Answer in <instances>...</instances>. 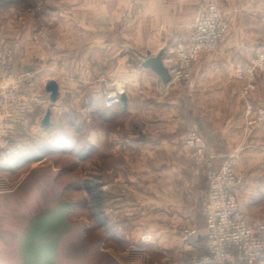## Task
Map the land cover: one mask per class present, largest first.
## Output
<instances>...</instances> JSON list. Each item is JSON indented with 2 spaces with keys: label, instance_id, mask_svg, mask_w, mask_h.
<instances>
[{
  "label": "crops",
  "instance_id": "obj_1",
  "mask_svg": "<svg viewBox=\"0 0 264 264\" xmlns=\"http://www.w3.org/2000/svg\"><path fill=\"white\" fill-rule=\"evenodd\" d=\"M50 2L54 38L48 37L47 29L40 32H45L42 44L49 49L42 51L44 65L48 60L54 63L48 77L59 79V95L50 106L51 114L77 109L86 111L88 117L101 115L102 140L111 144L114 156L123 159L108 169H129L119 176L115 209L120 212L119 228H123L112 231L110 224L105 225L108 238L125 239V246L118 251L149 246L171 256L167 264H196L192 259L206 253L209 160L216 166L230 161L243 175V184L236 189L239 206L250 224L264 221L260 210L264 206V200L260 201L261 196L264 199V124L246 132L244 103L238 94L244 82L239 71L264 47V0H218L228 30L213 51L200 53L188 95L177 90L159 94L161 79L140 64L137 52L155 54L162 46L183 40L185 25L196 18L198 0ZM82 46L92 54L87 62L78 57ZM59 51L70 55L60 66L54 62ZM44 69L47 73V67ZM111 81L125 93L126 104L120 101L105 106V83ZM247 100L264 107V73L258 75ZM107 121L111 122L108 128ZM189 128L206 142L202 155L184 144ZM144 190H149V196L141 195ZM183 227H193L196 233L184 239ZM116 257H106L100 263L132 264Z\"/></svg>",
  "mask_w": 264,
  "mask_h": 264
},
{
  "label": "rangeland",
  "instance_id": "obj_2",
  "mask_svg": "<svg viewBox=\"0 0 264 264\" xmlns=\"http://www.w3.org/2000/svg\"><path fill=\"white\" fill-rule=\"evenodd\" d=\"M48 3L49 0H0V60L4 58L2 62L6 63V65L9 63L15 74L22 73L27 69H36L35 87L32 91L41 95H45L43 81L48 79L59 81L57 77H48L51 75L50 72H52L51 68L54 63L48 60L45 66V57L42 52L46 49L49 51V49L42 44V36L45 35V32L43 34L40 29H47L48 37L50 39L54 38V15L51 12L53 4L52 2ZM220 9L222 10L221 7ZM261 37L264 39V30H262ZM182 42H184V38L179 43L181 44ZM260 51L258 49L247 65L239 71L240 76L244 80L238 94L244 103L246 115L244 128L246 132L264 124L260 123L253 129L246 128L249 118L246 113L247 104L254 107V115L258 113L257 109L259 108L253 106L247 100V96L256 87L258 75L264 73V69L254 68L253 84L250 87L247 68L251 60L256 58ZM201 52L210 51L202 50ZM30 55L31 57L29 58ZM197 60L193 63L191 82L188 87L180 84L171 86L167 92L158 91V93L169 95L171 91L177 90L184 95H188L193 85ZM44 67H47V73H45ZM11 82L9 80H0V99H8L4 97L5 95L1 91L4 89L8 91L7 87H9ZM118 87L120 88V86ZM245 88H247V92H243ZM15 89L17 90V88ZM20 94V92L15 91L16 97ZM75 98L77 97H73V100ZM50 106V103L38 105V116H33L31 119L18 124L15 128L14 139L20 140L21 149L25 147L31 149L32 147L37 150L40 145L52 144L53 150L42 153L35 160L26 162L15 161V158L8 156L10 154L6 155L0 152V190L15 186L22 187L27 179H31L33 181L31 185L33 194L31 192L29 194L36 196L35 191L43 184L44 179L49 177L47 181L58 188L59 196L74 203V207L69 213V218L72 221L76 220L83 224V239L90 245L89 248H86V252L90 253L93 262L94 260L101 262L106 257L119 256L121 258L124 257L125 261L132 264H167L172 258L169 255H165V253H156L149 246H142L143 250L128 249L126 252H119L118 248L125 246V239L119 242L117 238H108V227H105V225L109 226L110 224L112 231L113 229L123 228H119L118 213L120 212L118 210L116 212L115 209L118 204L117 194L120 191L119 184L121 183L119 176L120 174H126L129 169H108L110 166L123 162V159L122 157L119 158L117 154V156H114L112 151L110 152L111 144L109 142H103L102 131L104 123L101 115L88 117L86 111L82 112L77 109H66L59 112L56 110L52 111L50 125L45 127L37 122L41 121L40 118L43 117L46 108H50ZM110 124L111 122L107 121V126H105L108 128ZM86 185L92 186L93 191H88ZM140 193L141 195L149 196V190H144ZM28 197L30 198V196ZM140 197L141 199L144 198V196ZM26 198L22 197L21 200H18L20 207L26 205ZM262 200L264 199L261 196L260 201ZM2 210L1 208V213ZM260 210L264 211V206H261ZM243 211L245 212L244 209ZM109 212L111 213L110 215ZM131 212L132 214L135 213L134 211ZM108 215L111 217V222L108 221ZM128 226H131V224H128ZM0 229V235L1 233L7 235L6 233L9 232L5 225L1 224ZM4 240L0 241V243H3ZM126 240L129 241L130 238ZM5 241L8 242L9 240ZM113 248L117 251L113 250ZM0 258L2 257L0 256ZM1 263L5 264L4 262Z\"/></svg>",
  "mask_w": 264,
  "mask_h": 264
},
{
  "label": "built area",
  "instance_id": "obj_3",
  "mask_svg": "<svg viewBox=\"0 0 264 264\" xmlns=\"http://www.w3.org/2000/svg\"><path fill=\"white\" fill-rule=\"evenodd\" d=\"M228 26L218 0H199L195 20L185 25L184 42L166 45L163 62L168 68L170 80L167 83H159L158 91L167 92L171 86L180 84L188 87L193 63L198 55L202 50L215 49ZM3 59L0 60V65L3 63L0 66V80L12 81L7 87L8 91L5 89L1 91L8 99H0V152L8 155L17 154L22 148L19 145L20 140L14 139L16 126L33 116H38V105L52 102L48 95L32 91L35 87L36 69H27L15 74L9 63L6 65L2 62ZM254 68L264 69V48L248 65L247 77L250 87L253 84ZM114 85L113 81L105 83L104 104L107 107L120 102V93L123 91ZM15 91L21 94L16 97ZM243 92H247V88ZM257 110L258 113L254 115V107L247 104L246 113L249 116L247 129L264 123V107ZM37 123L40 124L41 121ZM183 140L185 146L195 154H203L206 142L195 129H186ZM206 180L204 209L206 253L198 259L193 258V262L228 264L237 259L245 264H264V221L255 225L250 224L236 197V189L243 184V175L234 169L230 161H224L216 166L209 160ZM181 232L183 238L187 239L196 233V229L183 227Z\"/></svg>",
  "mask_w": 264,
  "mask_h": 264
},
{
  "label": "water",
  "instance_id": "obj_4",
  "mask_svg": "<svg viewBox=\"0 0 264 264\" xmlns=\"http://www.w3.org/2000/svg\"><path fill=\"white\" fill-rule=\"evenodd\" d=\"M166 45L155 54L149 50L138 51L140 64L153 70L167 83L170 74L163 62ZM142 58V59H141ZM44 89L49 94L52 103L59 95V85L55 79H48ZM120 101L127 103L124 92L120 93ZM51 109L48 107L41 118V125L47 127L50 123ZM42 194V193H41ZM40 193L33 200H26V205L20 207L18 201H11L14 207L5 205L0 215L1 224L6 226L13 238L10 248L14 251L17 264H85L92 263L86 259V248L90 245L83 239V224L72 221L69 213L74 203L59 196V191L50 196ZM87 253V254H86ZM97 264V263H96Z\"/></svg>",
  "mask_w": 264,
  "mask_h": 264
},
{
  "label": "bare ground",
  "instance_id": "obj_5",
  "mask_svg": "<svg viewBox=\"0 0 264 264\" xmlns=\"http://www.w3.org/2000/svg\"><path fill=\"white\" fill-rule=\"evenodd\" d=\"M47 179H49V177H46ZM47 179H44L43 184L38 187V189L35 191L36 192V196L40 193H42L43 195H47V196H52L54 194L57 193L58 188L54 185L49 184V182L47 181ZM33 181L31 179H27V181L22 185V187H11L6 190H0V210L1 208L4 209L3 207L5 205H9L14 207L13 203H9L11 201H18L21 200L22 197L26 198L28 196H30V198H26V200H33V197L30 195L29 193L31 192V185H32ZM33 194V192H31ZM41 194V195H42ZM1 213V211H0ZM2 215V214H0ZM0 222H2V219L0 217ZM0 227H1V223H0ZM1 230V229H0ZM7 235H3L1 233V238L0 241L2 240H9L8 242H6L5 240L3 241V243H0V246L2 245V247H0V256L3 258H0V262H4L5 264H17V262H15L14 257L16 256V254H14V251H12V249L10 248V244L9 242L10 239L13 238V234L12 233H6ZM4 238V239H3ZM95 248V247H94ZM91 250V249H90ZM87 254V253H86ZM88 256L86 257V259L88 257H90V253L87 254ZM119 256L116 257V259H118ZM90 259V258H88ZM91 260V259H90ZM7 261V262H6ZM93 262V260H92ZM101 264L100 262H97L94 260L93 262ZM2 264V263H1Z\"/></svg>",
  "mask_w": 264,
  "mask_h": 264
},
{
  "label": "trees",
  "instance_id": "obj_6",
  "mask_svg": "<svg viewBox=\"0 0 264 264\" xmlns=\"http://www.w3.org/2000/svg\"><path fill=\"white\" fill-rule=\"evenodd\" d=\"M10 1H14V0H10ZM88 49L86 46H82L78 49V57L82 59L83 62H87L90 59H92V54L90 55V53H87ZM63 55L62 59H59V55ZM70 57V55L68 56V53L66 51H59L57 53L56 59H55V63L60 66L62 65V63L64 62V60H66V58ZM39 111V109H38ZM51 116V115H50ZM50 120V118H49ZM50 125V123H49ZM48 125V126H49ZM53 145L50 144H44V145H40L38 147L37 150H35L34 148L31 147V149L25 147L24 149H21L19 153L17 154H10L8 156H12L13 158H15V161H22V162H26V161H30V160H35L36 158H39L41 156L42 153L45 152H51V150H53ZM86 188L88 191L92 192L93 191V187L92 186H88L86 185ZM240 263L237 259H234L233 261L229 262L228 264H238Z\"/></svg>",
  "mask_w": 264,
  "mask_h": 264
}]
</instances>
